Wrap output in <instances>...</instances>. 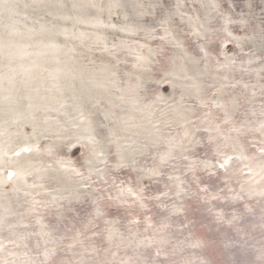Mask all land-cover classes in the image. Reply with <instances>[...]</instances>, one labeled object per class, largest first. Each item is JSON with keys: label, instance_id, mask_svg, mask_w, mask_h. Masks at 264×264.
<instances>
[{"label": "snow or ice", "instance_id": "snow-or-ice-1", "mask_svg": "<svg viewBox=\"0 0 264 264\" xmlns=\"http://www.w3.org/2000/svg\"><path fill=\"white\" fill-rule=\"evenodd\" d=\"M42 3L44 0H31V4L23 3V8ZM138 7V16L159 17L158 26L163 32L159 40L179 52L170 57V68L161 77L170 87L150 88L144 78L151 71L154 56L163 52V47L156 51L147 43L134 40L132 46L123 39L110 46L106 42L90 46L88 51L95 47L109 57L107 63L102 62L107 76L99 85L88 67L95 66V61L81 54L87 64L70 69L66 75L72 92L68 99L76 113L72 116L73 127L82 129L83 133L75 136L83 148L81 167L88 174L85 176L72 160H57L58 170L80 178L76 187L64 189L68 195L45 200L37 198L42 192L28 191L25 196L30 199L24 202L27 205L24 211L4 209L8 215H0V230L6 226V230L16 235V228L30 227V223H24L29 217L35 218L40 230L8 240V244L27 251L18 253L0 242V253H7L0 257V264H164L169 259L164 246L171 243L165 235L170 227L168 221L184 210L179 199L187 196L193 185L192 194L200 202L205 205L218 202L219 211L208 208L217 222L230 216L227 222L231 224L253 213L254 206L249 201L259 197L257 203L261 204L260 221L264 228V203H261L264 201V7L259 16L252 5L248 11L236 12L231 6L222 7L218 0H206V3L201 0L200 8L206 9L203 15L200 8H193L191 14L186 11L185 0H175L174 4L168 0H141ZM21 20H29L27 14L21 13V0H0V25L4 29L0 31V57L9 64L30 55L26 49L32 45L24 41L38 35L34 27L21 24ZM106 26L132 36L144 32L145 40L156 39L157 28L130 24ZM230 26H237L243 35L234 34ZM44 31L41 25L40 32ZM185 31L187 36L205 42L197 44L198 59L189 56L184 48L180 36ZM209 44L217 45L215 55L208 50ZM121 52L132 60L131 69L123 73L119 65L127 61L121 58ZM237 59L242 71L255 72L259 87L240 80L233 83L234 77L221 74L237 67ZM257 61L258 68L244 66ZM188 62L194 65L203 62L206 69L215 73L211 75L212 82L205 83L199 75H190L186 70ZM28 71L24 69V73ZM14 78L7 77L10 84ZM77 79L79 89L75 86ZM238 86L245 91L251 87L252 91L243 99L226 91ZM54 87L60 95L64 94L60 86ZM95 87L102 88V94H96ZM257 93L258 105L245 107L257 100ZM4 99L17 102L11 96ZM47 100L48 97L38 96L37 109L46 107ZM68 147L75 145L69 142ZM32 151V146L25 145L14 150L13 155L19 157ZM11 167L0 162V187L30 175L23 168L9 170ZM205 176L209 180L215 178L218 183L208 184ZM27 187L46 190L44 183L34 182ZM164 199L172 203L164 204ZM150 202L157 209L167 211L158 222L144 214L149 211ZM76 203L81 206L75 207ZM45 213L54 218V224L42 223ZM9 216H19L20 220L10 223ZM187 228V223H180V230ZM33 236L37 238L34 247L22 243ZM172 247L174 254L176 246ZM260 259L264 261V250Z\"/></svg>", "mask_w": 264, "mask_h": 264}, {"label": "bare ground", "instance_id": "bare-ground-1", "mask_svg": "<svg viewBox=\"0 0 264 264\" xmlns=\"http://www.w3.org/2000/svg\"><path fill=\"white\" fill-rule=\"evenodd\" d=\"M25 2L31 4V0H21V13L22 15L27 14L29 20L27 22L21 20V24L27 23L28 27H34L38 35L30 41H24V43L32 45L26 49L30 55L24 56L23 59H17L12 64L0 57V77H3L0 79V162L12 165L11 170L23 168L30 175L26 176L24 180L16 181L15 184L9 183L0 187V215H8L4 211L5 208H11L15 212L24 211L27 207L24 202L30 199L25 196V192L28 191L33 194L37 191L42 192V195L37 198L45 200H51L52 196L61 194L68 195L64 189L76 187V182L80 178L58 170L57 160H72L74 166L87 176L86 168L81 167L83 148L75 139L76 135H83V133L82 129L73 127L75 122L72 121V116L76 113L71 99H68L72 92L68 88L70 81L66 75L70 69H79L81 65L87 64L82 53L95 61V66L88 65V67L95 73V84L99 85L104 83L107 76L103 70L102 62L107 63L109 57L95 47L92 48V51H88L90 46L100 42H106L110 46L123 39L132 46H135L132 44L134 40L147 43L148 47L156 51L163 47V52L154 56L151 71L144 74L148 86L158 90L170 87V84L161 81V77L165 69L170 68V57L179 54L178 50L170 44L163 45L159 40V36L163 35V32L158 26V16L137 15L140 11L138 5L141 0H44L42 4L24 9L23 3ZM204 2L206 3V0ZM218 2L224 8L231 6L236 12H240L242 9L248 11V6L252 5L257 16L260 15L261 7H264V0H218ZM168 3L174 4L175 0H168ZM200 4L201 0H185V10L191 14L193 8H200ZM205 11L206 9L200 8L201 15ZM4 22L8 23L7 20ZM176 22L180 23L179 17ZM256 22L259 23L258 20ZM109 24H115L117 27L130 24L146 29L157 28V32L154 33L156 39L145 40L144 32H139L135 36L120 33L116 29L106 26ZM41 25L45 28L44 32H40ZM181 27L186 28V25H181ZM230 28L234 34L243 35L237 26H230ZM3 30V26L0 25V31ZM180 39L184 41L187 54L198 59L197 44L205 42L198 41L194 36H187L186 31L180 36ZM50 44L56 45V47H46ZM216 47V44L207 45L212 55H215ZM229 47L234 48V45ZM120 56L127 61V63L119 65L121 73L129 71L132 63L131 57H128L124 52H121ZM243 59L246 61L247 57ZM239 65L240 59H237V67L222 71L221 74L226 73L230 77H234L235 79L231 81L233 83L235 80H240L241 83L247 82L249 85L256 84L259 87L260 82L255 72L242 71ZM244 66L255 69L259 67V62ZM10 69H15L16 72L13 73ZM24 69H28V73H24ZM186 70H189L190 75H199L201 81L205 83H211V75L215 74L206 69L203 62L199 65L188 62ZM8 76L15 77L12 84L9 83ZM247 76L251 79L250 82L247 81ZM156 81L161 82L156 83ZM54 85L64 89V94L60 95ZM75 86L77 89L81 87L78 79L75 81ZM47 89H51V91H46ZM93 90L98 95L103 92V89L99 87H95ZM226 91L241 96L243 99V96L248 95L252 89L249 87L245 91L242 86H238L235 90L228 89ZM9 96L17 102L9 103L4 99ZM38 96L48 97V100L44 102L46 107H40L39 110L35 106ZM30 103L33 104V107H29ZM258 103L259 93H257V100L245 107L251 109ZM61 104H64V107H61ZM157 115H159L158 111ZM69 142L78 145V150L74 151L73 147L69 148ZM25 145L32 146L33 151L22 153L19 157L13 155L14 150L18 151ZM73 152L76 153V156H73ZM77 157H80L79 161ZM50 165L51 167H49ZM51 177L56 179L52 180ZM204 179L205 181L209 180L207 176ZM34 182L44 183L46 190L29 189L27 185ZM233 186L238 188V185L234 184ZM194 191L195 187H192L187 196L179 199V203L184 205V210L180 214L172 216L168 221L170 227L166 230L165 235L171 243L164 246L169 253V259L164 264H264V261L260 259L261 251L264 250V228L261 227L259 212L261 204L257 203L260 198L254 197L249 201L254 206L253 213L245 214L239 221L229 224L227 220L230 219V216L226 217L223 222H217L214 216L208 212L209 207H213L214 211H219V207H216L218 202L205 205L197 199L194 200L196 197L192 194ZM189 195L191 196L189 197ZM163 203L170 205L172 201L164 199ZM17 205H23V207H17ZM80 206L78 203L75 204V207ZM148 208L149 211L144 214L153 216L154 222H158L162 215H167L166 210L157 209L151 202ZM154 215L156 216L154 217ZM19 220V216H9L10 223H16ZM181 222L187 223L188 228L180 230ZM24 223H30V227L27 229L16 228V235H12L5 226V230H0V242L18 253L27 251L28 249L23 247L16 248L14 245L8 244L9 239H17L19 235L40 230V225H36L34 217H29ZM42 223L54 224L55 220L51 215L45 213ZM140 230L143 231V224H141ZM148 235H151V232ZM36 239L33 236L22 243H27L29 248H32ZM180 241L183 243H179ZM173 245L176 246L174 254ZM6 255L7 253H0V257ZM120 255L123 256L124 252H121Z\"/></svg>", "mask_w": 264, "mask_h": 264}, {"label": "water", "instance_id": "water-1", "mask_svg": "<svg viewBox=\"0 0 264 264\" xmlns=\"http://www.w3.org/2000/svg\"><path fill=\"white\" fill-rule=\"evenodd\" d=\"M256 77V76H255ZM255 79V78H254ZM250 78H249V76H247V81L248 82H250ZM77 148H79L78 147V145H75V148L73 147V149H74V151H75V149H77ZM78 150V149H77ZM15 151H17V150H15ZM9 170H11L10 168H9ZM208 184H211V185H215V184H217L218 183V181L215 179V178H212L211 180H208V181H206ZM192 187H195L194 185L192 186ZM195 192V191H194ZM191 195H189V197H190ZM197 199V197H195L194 198V200H196ZM197 201H199L198 199H197ZM156 215H154V217H155Z\"/></svg>", "mask_w": 264, "mask_h": 264}]
</instances>
